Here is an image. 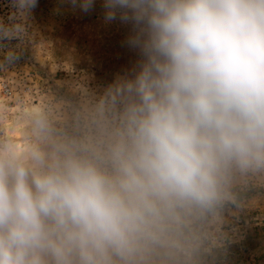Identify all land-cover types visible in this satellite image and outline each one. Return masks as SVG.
Segmentation results:
<instances>
[{"label": "clouds", "instance_id": "9594fccd", "mask_svg": "<svg viewBox=\"0 0 264 264\" xmlns=\"http://www.w3.org/2000/svg\"><path fill=\"white\" fill-rule=\"evenodd\" d=\"M38 4L8 0L0 71L33 42ZM100 7L137 59L0 137V264H215L264 188V0Z\"/></svg>", "mask_w": 264, "mask_h": 264}, {"label": "rangeland", "instance_id": "374dc122", "mask_svg": "<svg viewBox=\"0 0 264 264\" xmlns=\"http://www.w3.org/2000/svg\"><path fill=\"white\" fill-rule=\"evenodd\" d=\"M97 0L93 12L71 10L65 0H39L33 13L35 36L25 56L0 71V137L17 134L20 115L32 105H50L72 97L82 85L101 89L130 71L137 53L124 41L129 26L105 24ZM9 13L0 0V17ZM248 206L229 217L231 240L215 264H264V188L246 194Z\"/></svg>", "mask_w": 264, "mask_h": 264}]
</instances>
